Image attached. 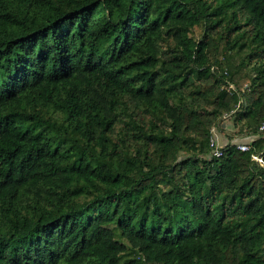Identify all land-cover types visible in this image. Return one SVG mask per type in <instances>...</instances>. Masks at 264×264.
<instances>
[{"label": "trees", "instance_id": "trees-1", "mask_svg": "<svg viewBox=\"0 0 264 264\" xmlns=\"http://www.w3.org/2000/svg\"><path fill=\"white\" fill-rule=\"evenodd\" d=\"M263 123L264 0H0V264H264Z\"/></svg>", "mask_w": 264, "mask_h": 264}, {"label": "built area", "instance_id": "built-area-1", "mask_svg": "<svg viewBox=\"0 0 264 264\" xmlns=\"http://www.w3.org/2000/svg\"><path fill=\"white\" fill-rule=\"evenodd\" d=\"M228 116H229V114H225L224 118H227ZM259 131H260V134L264 133V123L261 125ZM258 136H260V135H258ZM223 146L224 145L222 143H220L217 134L214 133V135L211 137V147H212L211 153H212V155H215L216 157L222 156L223 155V149H222ZM239 148L243 151L250 150V146L248 144H240ZM253 159H255L260 164H264L263 153L254 154Z\"/></svg>", "mask_w": 264, "mask_h": 264}, {"label": "rangeland", "instance_id": "rangeland-1", "mask_svg": "<svg viewBox=\"0 0 264 264\" xmlns=\"http://www.w3.org/2000/svg\"><path fill=\"white\" fill-rule=\"evenodd\" d=\"M222 122H223L222 126L225 125L226 126L225 128H227V130H226L227 132L235 134V131L237 129H235V127L233 126L234 121H233L232 117L228 116L227 118H224V116H223ZM219 136L222 137V135H219Z\"/></svg>", "mask_w": 264, "mask_h": 264}, {"label": "crops", "instance_id": "crops-1", "mask_svg": "<svg viewBox=\"0 0 264 264\" xmlns=\"http://www.w3.org/2000/svg\"><path fill=\"white\" fill-rule=\"evenodd\" d=\"M225 126V125H224ZM226 127V126H225ZM220 134H218V136H219ZM219 140H220V142H222L223 144L224 143H228V138H226V137H224V136H222V137H220L219 136Z\"/></svg>", "mask_w": 264, "mask_h": 264}, {"label": "clouds", "instance_id": "clouds-1", "mask_svg": "<svg viewBox=\"0 0 264 264\" xmlns=\"http://www.w3.org/2000/svg\"><path fill=\"white\" fill-rule=\"evenodd\" d=\"M217 136H218V135H217ZM218 139H219V136H218ZM219 141H220V140H219ZM220 143H222V142H220ZM222 144H223V143H222ZM224 144H226V143H224ZM224 144H223V145H224Z\"/></svg>", "mask_w": 264, "mask_h": 264}]
</instances>
